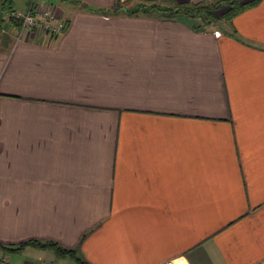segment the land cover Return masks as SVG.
<instances>
[{
	"label": "crops",
	"instance_id": "obj_1",
	"mask_svg": "<svg viewBox=\"0 0 264 264\" xmlns=\"http://www.w3.org/2000/svg\"><path fill=\"white\" fill-rule=\"evenodd\" d=\"M60 1L55 38L0 41V240L90 264H264V0L225 29ZM45 250L0 264H57Z\"/></svg>",
	"mask_w": 264,
	"mask_h": 264
},
{
	"label": "trees",
	"instance_id": "obj_2",
	"mask_svg": "<svg viewBox=\"0 0 264 264\" xmlns=\"http://www.w3.org/2000/svg\"><path fill=\"white\" fill-rule=\"evenodd\" d=\"M129 0H117L112 9L109 8H94L83 3L89 9L98 11H112L119 12L126 11L128 14L139 13H168V14H182L188 15L196 19L197 28H205L213 21L220 19L231 20V18L246 9L247 7L256 4L260 0H199V1H177V0H139L133 6H126ZM223 7H229L221 15L217 14V10ZM12 10V9H11ZM18 25V21L14 18L7 17ZM19 27V26H18ZM27 245H32L39 248L51 249L56 256L63 258H71L77 264H90L79 252L76 247H66L54 240H37L30 239L20 242L18 244L5 243L0 240V260H4L6 255L11 252H18L23 250Z\"/></svg>",
	"mask_w": 264,
	"mask_h": 264
},
{
	"label": "built area",
	"instance_id": "obj_3",
	"mask_svg": "<svg viewBox=\"0 0 264 264\" xmlns=\"http://www.w3.org/2000/svg\"><path fill=\"white\" fill-rule=\"evenodd\" d=\"M8 16L20 21L21 33L26 32L27 35L38 30L46 32L53 39L66 27V22L58 16L52 3H32L26 11L10 10Z\"/></svg>",
	"mask_w": 264,
	"mask_h": 264
},
{
	"label": "rangeland",
	"instance_id": "obj_4",
	"mask_svg": "<svg viewBox=\"0 0 264 264\" xmlns=\"http://www.w3.org/2000/svg\"><path fill=\"white\" fill-rule=\"evenodd\" d=\"M12 1V5L10 6V8L8 7V9H6V11H4V13L2 14L3 15V19L2 22L3 24L6 26L7 25V17H8V13L11 9H15L16 11H26L27 8H29L30 6H28V4L30 5L31 3H35V5L39 4V3H43V4H46V3H60L61 1L60 0H0V7L2 8V4H5L6 2V5H8L7 3L11 2ZM139 0H129L128 2L124 3L126 4V6H133L135 3H137ZM143 2L145 0H142ZM123 2V1H122ZM229 7H223L221 9H218L217 10V14L218 15H221L222 13H224ZM1 15V14H0ZM18 21V20H17ZM219 24L217 26H220V27H224L226 24H228L230 22V20H224V19H220L218 20ZM217 22V21H216ZM226 23V24H225ZM17 25V24H16ZM18 29H17V32L15 33V35L10 32H7L6 30H1L0 29V41L3 40V39H6V38H21L23 37L24 35H26V32H23L21 33V23L20 21H18ZM225 28H228L227 26L224 27ZM45 252H47L46 256H52L53 258V261L57 264H77L76 262H74L71 258H63V257H58L56 256L55 252L51 249H47L45 250ZM46 261L48 263H50L52 260L51 259H46Z\"/></svg>",
	"mask_w": 264,
	"mask_h": 264
},
{
	"label": "bare ground",
	"instance_id": "obj_5",
	"mask_svg": "<svg viewBox=\"0 0 264 264\" xmlns=\"http://www.w3.org/2000/svg\"><path fill=\"white\" fill-rule=\"evenodd\" d=\"M184 262H185V260H183V261L182 260H176L170 264H185Z\"/></svg>",
	"mask_w": 264,
	"mask_h": 264
}]
</instances>
